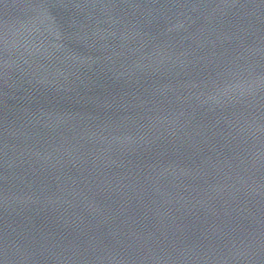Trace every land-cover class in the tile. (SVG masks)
<instances>
[{"label": "water", "instance_id": "water-1", "mask_svg": "<svg viewBox=\"0 0 264 264\" xmlns=\"http://www.w3.org/2000/svg\"><path fill=\"white\" fill-rule=\"evenodd\" d=\"M0 264H264V0H0Z\"/></svg>", "mask_w": 264, "mask_h": 264}]
</instances>
